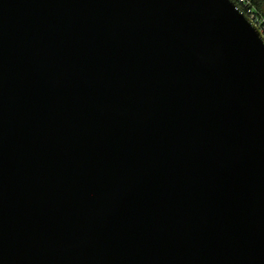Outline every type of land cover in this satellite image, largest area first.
Wrapping results in <instances>:
<instances>
[{"label":"water","instance_id":"95a60500","mask_svg":"<svg viewBox=\"0 0 264 264\" xmlns=\"http://www.w3.org/2000/svg\"><path fill=\"white\" fill-rule=\"evenodd\" d=\"M0 264H264V42L231 0H0Z\"/></svg>","mask_w":264,"mask_h":264},{"label":"built area","instance_id":"2783aa9c","mask_svg":"<svg viewBox=\"0 0 264 264\" xmlns=\"http://www.w3.org/2000/svg\"><path fill=\"white\" fill-rule=\"evenodd\" d=\"M235 9L245 15L250 22L255 25L262 36L264 42V15L256 7L255 0H231Z\"/></svg>","mask_w":264,"mask_h":264},{"label":"trees","instance_id":"16d2710c","mask_svg":"<svg viewBox=\"0 0 264 264\" xmlns=\"http://www.w3.org/2000/svg\"><path fill=\"white\" fill-rule=\"evenodd\" d=\"M256 7L262 12L264 15V0H255Z\"/></svg>","mask_w":264,"mask_h":264}]
</instances>
